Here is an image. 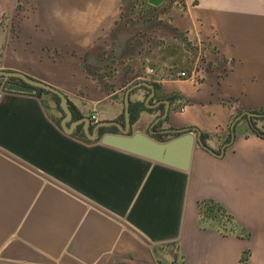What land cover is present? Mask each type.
I'll return each instance as SVG.
<instances>
[{
	"label": "crops",
	"instance_id": "obj_1",
	"mask_svg": "<svg viewBox=\"0 0 264 264\" xmlns=\"http://www.w3.org/2000/svg\"><path fill=\"white\" fill-rule=\"evenodd\" d=\"M129 1L123 14L125 0H0V71L60 91L72 116L110 124L100 135L120 134L112 53L126 60V79L160 86L152 97L131 93L144 111L131 122L129 110L124 132L170 139L195 128L219 156L196 146L182 172L84 143L73 137L80 128L65 135L54 124L46 96L6 89L0 264H240L245 252L247 264H264V0ZM165 102L167 118L154 123ZM245 112L260 117L243 116L223 148ZM200 200L219 204L249 239L200 224Z\"/></svg>",
	"mask_w": 264,
	"mask_h": 264
},
{
	"label": "water",
	"instance_id": "obj_2",
	"mask_svg": "<svg viewBox=\"0 0 264 264\" xmlns=\"http://www.w3.org/2000/svg\"><path fill=\"white\" fill-rule=\"evenodd\" d=\"M164 0H147V4L151 7H158ZM0 79H17L30 88V93L36 95L37 92L43 91L45 93L54 95L58 99V107L63 114V118L59 122V128L65 135H72L78 128L81 129L84 137L91 142H99L102 146L111 148L120 152L130 154L132 156L160 164L182 172H187L191 165L193 152L196 146H200L207 152L210 150L203 144L199 132L195 128H183L173 131L177 136L166 142H158L151 135L142 134L139 132L129 134L124 132L125 129L130 128V95L134 91L144 88L147 89L152 97L155 93L154 86L149 82H139L130 86L124 92L123 98V115H124V130L120 134L105 133L99 134V131L109 123H100L92 126L88 118L82 117L78 120H73L67 97L60 91L45 85L43 83L34 81L20 73L0 71ZM161 117L154 121L158 123L168 116V103ZM245 116L249 119L252 117H260V115L245 112L238 116L230 126V140L223 148L227 147L235 138V126L241 118ZM223 153V151H222ZM213 156L219 155L211 153Z\"/></svg>",
	"mask_w": 264,
	"mask_h": 264
},
{
	"label": "trees",
	"instance_id": "obj_3",
	"mask_svg": "<svg viewBox=\"0 0 264 264\" xmlns=\"http://www.w3.org/2000/svg\"><path fill=\"white\" fill-rule=\"evenodd\" d=\"M151 7V6H150ZM154 86L155 90H159L160 86L157 84H152ZM5 87L6 89H12V87H20L21 89L27 91L30 93V88L28 86H26L25 84H23L21 81L17 80V79H8L5 82ZM38 98H41V96H48L50 97V100L56 104V110L58 112L61 113L59 107H58V99L51 94L45 93L43 91H39L37 92V94L35 95ZM43 106L45 107V109L48 111L49 108L46 106V104L43 102ZM71 109V107H70ZM129 110L130 111H134L136 112V114L134 115V117H131V122H134L139 114L144 111L142 108V104L140 102L135 103L134 105H130L129 106ZM72 111V109H71ZM261 112H264V109L261 110ZM81 116L80 115H74L73 114V120H78L80 119ZM264 120V119H263ZM52 121L54 122V124L56 126L59 125V122L53 118ZM255 125V124H254ZM250 133L251 134H255L258 136H263V132H261L260 130L256 133L255 129H250ZM80 134V135H79ZM103 133H101L102 135ZM80 136V137H79ZM73 137H75L76 139L84 142V143H90L83 135V133L81 132L80 129L77 130L76 135H74ZM206 135H202L201 138L203 139V141L206 139ZM174 137L170 138V139H166V138H162V137H155L154 139L158 142H166L169 141L171 139H173ZM197 210H198V217H199V223L202 224L205 221H212L214 222L216 231L221 233L223 236H229V235H234L237 238L243 239V240H247L250 237V234L239 228L237 226V224L234 222L233 218L224 210V208H222L219 204H217L216 202L212 201V200H200L197 203ZM248 257H249V253L245 252L242 254L241 257V262L240 264H247L248 261Z\"/></svg>",
	"mask_w": 264,
	"mask_h": 264
},
{
	"label": "rangeland",
	"instance_id": "obj_4",
	"mask_svg": "<svg viewBox=\"0 0 264 264\" xmlns=\"http://www.w3.org/2000/svg\"><path fill=\"white\" fill-rule=\"evenodd\" d=\"M137 3V2H136ZM145 0H140V4H142V5H145ZM132 4L133 3H130V1L129 0H125V3H124V11H123V14H127L128 13V10H131V8H132ZM126 16V15H125ZM126 63V60L124 59V60H121V61H119L118 59H116L114 56H113V54L112 53H110V54H108V55H106V66H109L110 67V70H111V72H109V76H107V77H109V78H111V79H109V81L112 83V85H116V86H118V87H122V88H124L121 92H120V100L122 101L123 100V96H124V91H126V89L127 88H129L130 86H132V85H134V84H136V83H139V82H146V80H132L131 81V79H129V78H127L126 79V77H127V75L125 74V69H126V67H124V64ZM149 70V69H148ZM114 72V73H113ZM117 72H119L118 74H117ZM111 73H113V74H111ZM114 77V78H113ZM139 77H143L142 75L141 76H139ZM142 79H145V78H142ZM141 91V89H138V91ZM137 93V92H136ZM142 94H147L146 92H143ZM47 98H48V100L50 101V102H52L51 100H50V97H48V96H46ZM52 104H53V110H52V115L55 117V119L58 121V122H60V120L63 118V114H62V112L60 113V112H58L57 110H56V104H54L53 102H52ZM80 135V134H79ZM80 137V136H79ZM90 142V141H89Z\"/></svg>",
	"mask_w": 264,
	"mask_h": 264
},
{
	"label": "built area",
	"instance_id": "obj_5",
	"mask_svg": "<svg viewBox=\"0 0 264 264\" xmlns=\"http://www.w3.org/2000/svg\"><path fill=\"white\" fill-rule=\"evenodd\" d=\"M147 74H148V75H149V74H152V70H148V71H147ZM178 77H180V78H186V74L183 73V72H181V73L178 74ZM5 82H6L5 80L0 79V94L3 93V92L6 90ZM94 119H95V118L92 117V120H94Z\"/></svg>",
	"mask_w": 264,
	"mask_h": 264
}]
</instances>
